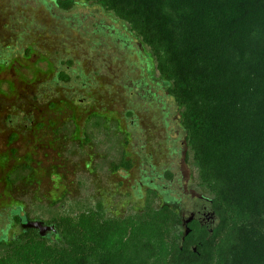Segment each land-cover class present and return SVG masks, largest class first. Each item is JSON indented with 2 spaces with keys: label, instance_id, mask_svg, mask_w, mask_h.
I'll return each instance as SVG.
<instances>
[{
  "label": "trees",
  "instance_id": "16d2710c",
  "mask_svg": "<svg viewBox=\"0 0 264 264\" xmlns=\"http://www.w3.org/2000/svg\"><path fill=\"white\" fill-rule=\"evenodd\" d=\"M84 2L150 49L217 222L192 253L174 245L167 209L125 221L83 214L60 219L62 244L28 233L0 253V264H264V0ZM76 4L54 0L64 12ZM256 32L254 50L246 41ZM186 39L194 46L181 52Z\"/></svg>",
  "mask_w": 264,
  "mask_h": 264
},
{
  "label": "rangeland",
  "instance_id": "374dc122",
  "mask_svg": "<svg viewBox=\"0 0 264 264\" xmlns=\"http://www.w3.org/2000/svg\"><path fill=\"white\" fill-rule=\"evenodd\" d=\"M258 39V32L251 33L248 47L255 50ZM191 46L194 44L186 39L180 51H190ZM28 48L30 54L24 57ZM217 49L213 51L216 54ZM1 54L7 57H1L4 62H11L10 67L0 69L4 112L8 105L16 107L32 94L42 96L54 75L50 63L57 65L63 57L81 69L85 83L73 78L65 89L61 86L56 92L57 97L66 94L83 100L81 118L76 123L78 128L83 127V136L80 141L78 135L73 143L81 147L66 153L61 180L53 164L49 170L36 165L30 168L22 160L1 165L0 211L18 202L44 219H77L94 213L104 220L121 221L112 220L110 215V187L120 161H132L136 176L141 174V163L152 164L158 173L177 165L180 169L185 136L177 104L158 82L159 72L150 49L111 13L84 0H77L69 12L58 10L54 0H0ZM246 63L254 66L251 58L247 57ZM251 79L252 86L253 76ZM43 101H37L35 111L52 112L42 105ZM55 102L53 112L63 111L62 104ZM66 112H74L73 107L67 106ZM128 113L131 116L127 119ZM69 117L67 114V121ZM52 121L58 122V118ZM176 138L179 142L172 143ZM173 147L179 154L171 152ZM189 164L200 186L191 153ZM16 170L18 179L12 175ZM202 190L210 197L206 189Z\"/></svg>",
  "mask_w": 264,
  "mask_h": 264
},
{
  "label": "flooded vegetation",
  "instance_id": "af4514ba",
  "mask_svg": "<svg viewBox=\"0 0 264 264\" xmlns=\"http://www.w3.org/2000/svg\"><path fill=\"white\" fill-rule=\"evenodd\" d=\"M22 55L25 57L29 54L24 50ZM1 57L7 58L6 55H0V69L10 67L11 62H4ZM50 64L54 75L51 85L45 89L46 94L42 92L39 97L32 94L16 104V107L8 105L5 112L0 103V166L8 162L14 165L12 162L22 160L30 168L36 165L49 170L53 164L57 167L59 178H62L66 153L81 147L80 143L74 146L73 143L78 141V135L80 141L83 136V127L78 128L76 124L81 118L83 100L66 94L62 98L57 97L56 92L58 87L65 89L73 78L78 82L83 76L81 69L68 57L60 59L57 65L53 62ZM62 76L68 77V80H62ZM43 99L45 101L41 102L42 105H46L52 112L35 111V104L39 105L37 101ZM54 99L62 104L63 111L53 112L56 109ZM67 106L73 107L74 112H66ZM67 114L70 115L69 121L66 119ZM127 116H131V113L126 114L125 118ZM56 118L58 122L52 121ZM174 142L178 143V138ZM181 145L184 150L180 151V169L177 165L158 173L152 164L141 163V174L136 176L133 175L132 161H120L117 165L119 170L113 173L114 181L110 184V215L112 220L125 221L141 217L147 212L167 209L177 222L174 225V245L179 251L187 248L188 252L196 253L197 244L200 245L205 233L209 236L212 234L217 216L210 208V198L194 180L193 167L186 158L185 138ZM171 152L179 154L175 147ZM12 175L18 179L19 171H14ZM182 222L187 223L184 230H181ZM60 223L55 219L35 216L24 204L18 202L7 206L0 211V250L21 243L28 233L48 243L60 244ZM205 239L208 240V236ZM169 261H173L172 256L168 257Z\"/></svg>",
  "mask_w": 264,
  "mask_h": 264
},
{
  "label": "water",
  "instance_id": "95a60500",
  "mask_svg": "<svg viewBox=\"0 0 264 264\" xmlns=\"http://www.w3.org/2000/svg\"><path fill=\"white\" fill-rule=\"evenodd\" d=\"M186 224H187L186 222H182V223H181V230H184V229H185ZM44 230H47V229H44ZM44 230H43V231H44ZM43 231H42V232H43ZM41 236H42V234H41Z\"/></svg>",
  "mask_w": 264,
  "mask_h": 264
}]
</instances>
